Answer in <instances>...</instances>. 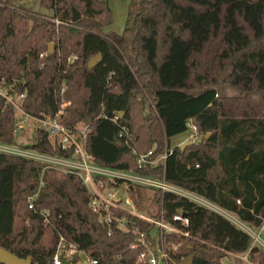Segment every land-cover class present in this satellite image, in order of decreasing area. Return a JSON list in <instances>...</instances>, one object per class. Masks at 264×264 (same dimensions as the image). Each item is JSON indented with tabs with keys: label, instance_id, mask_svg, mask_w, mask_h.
I'll use <instances>...</instances> for the list:
<instances>
[{
	"label": "trees",
	"instance_id": "16d2710c",
	"mask_svg": "<svg viewBox=\"0 0 264 264\" xmlns=\"http://www.w3.org/2000/svg\"><path fill=\"white\" fill-rule=\"evenodd\" d=\"M37 1L51 13L0 0V86L22 94L23 114L53 116L68 101L57 122L67 129L88 126L84 148L95 164L163 180L263 228L264 0H127L121 30L108 33L102 32L111 21L106 0ZM72 8L79 13L73 22ZM94 55L98 59L87 67ZM13 113L0 97L5 144L16 142ZM188 120L199 140L169 148V137L184 132ZM122 127L126 136L118 135ZM31 130L33 139L22 147L70 155L42 130ZM163 142L162 163L136 166L139 154L151 149L150 160ZM125 187L136 208L135 186ZM150 189L155 217L176 231L152 236L151 222L109 208L124 219L126 229H120L91 212L76 175L0 153V247L32 264H51L60 235L93 264H147V248L154 245L166 264L189 254V264H222L227 255L245 253L251 264H264L263 250L219 212ZM175 214L186 224L173 220ZM68 259L74 264L78 255Z\"/></svg>",
	"mask_w": 264,
	"mask_h": 264
},
{
	"label": "built area",
	"instance_id": "2783aa9c",
	"mask_svg": "<svg viewBox=\"0 0 264 264\" xmlns=\"http://www.w3.org/2000/svg\"><path fill=\"white\" fill-rule=\"evenodd\" d=\"M39 56H41V54H39ZM71 59L72 57H69L68 61H70ZM62 89L63 85L60 89V92H62ZM0 97H2L5 102L12 107L13 111H17L18 113L23 114V111L20 107L22 94L13 95L11 93H7L5 89L0 86ZM66 105H68V101H61L53 116L45 115L43 117L36 118L27 116L26 114L23 115L30 118V120L35 123V127L45 133L46 139L50 143H56L62 150L70 149L69 156L65 157L38 153L29 148H19L16 146V144H5L2 142H0V153L32 159L41 162L46 167H51L59 171L76 175L90 196L88 207L91 212L96 214L105 222H109V220L111 219L115 220L118 228L120 229H126L124 226V219L122 217L117 218L113 216L109 208L122 209L131 215L137 216L144 220H148L134 212L133 203L128 197L124 196L120 198L117 196L116 191L118 188H120L121 185L132 184L134 186L140 187L157 188L162 191H168L177 195L184 196L207 208L211 205L205 200L189 192L183 191L173 185L163 182V180L140 175L127 170H120L95 164L84 148L85 135L88 131V126L82 123H78L72 129H67L57 122L58 115L62 113V109ZM117 116L119 115L117 114ZM117 116H113L112 121H114ZM185 127V131L188 132L185 140L194 142L195 137L198 135L194 124L190 120H188L185 122ZM121 134L126 136L127 129L122 127L118 135L120 136ZM148 154L149 152H147V154H139L136 157L135 163L137 167H141L144 164L150 163L149 160L146 159ZM164 155L165 153H163L162 155L163 159ZM105 182H112L114 184H117V187L111 185L105 186L103 185ZM34 197L35 194L32 197L27 198V208L32 209V199ZM40 213L45 214L46 211ZM172 219H178L182 222V224H186V220L179 215H173ZM154 223L159 224L158 222ZM159 225L162 226L165 231H176L174 228L167 224ZM242 230L248 233L253 241L261 244L260 239L257 235L258 233H253L248 228L246 230ZM64 246H66L67 249L62 250ZM156 251L157 250L154 251L151 249H148L146 251L148 264H156L157 255H160L162 259L164 258V254L162 251ZM73 253H76L78 255V258L81 257L86 264L94 263V260L87 258L85 253L81 250H78L74 243L65 241L64 238L60 235L58 236L55 252L51 256L50 262L51 264H62V260H67L69 264L68 256ZM144 256L145 254L141 252L138 254L137 258L142 259ZM77 262L78 261L76 260L74 264H77Z\"/></svg>",
	"mask_w": 264,
	"mask_h": 264
},
{
	"label": "rangeland",
	"instance_id": "374dc122",
	"mask_svg": "<svg viewBox=\"0 0 264 264\" xmlns=\"http://www.w3.org/2000/svg\"><path fill=\"white\" fill-rule=\"evenodd\" d=\"M4 1V0H1ZM11 3H13L15 6L18 7H22L24 9H27L29 11L32 12H40V13H45V14H50V10L48 9H43L39 6V3L37 0H9ZM111 11H112V16H111V22L109 25L105 26V29H111L110 31H118V27H120L123 23V19L125 16V11H126V3L127 0H107ZM135 95L141 100L142 105L145 106L146 105V101L143 99L142 94L140 92H135ZM14 117L16 120V130H15V144L17 147L19 148H25L22 147L25 144H28V142L30 140L33 139V135H32V127L35 126V123L33 121L30 120V118L26 117L25 115L18 113L17 111H14ZM188 135L187 131L172 135L169 137L168 139V147H172V146H180V145H184L185 143H187L188 141L185 140V137ZM199 136L197 135L195 137V142L199 140ZM165 146H166V142H163V150L155 155L153 158H150L149 160V165H157L162 163V155L164 153L165 150ZM147 152H149V154L147 156H150L152 150H147L145 152V154H147ZM125 185H121L120 188L117 189L116 194L118 197H128L126 193V189H125ZM151 189L148 187H140V186H135L134 189V195L133 197H135V201H136V208L133 204L134 207V212L136 214L141 215L142 217L148 219L146 221H149L152 223L153 225V229L151 230L150 234L152 236H154V232L155 231H160L163 230L164 228H162V226H160L159 224H165V222H163L160 217H155L156 215V205H154V203L151 200ZM130 199V198H129ZM131 200V199H130ZM132 202V200H131ZM133 203V202H132ZM208 206V205H207ZM208 208L215 210L217 212H219L220 214H222L223 216H225L226 218H228L229 220L233 221L234 223H236L235 225L239 226L240 229H249L251 232L253 233H259L258 238L260 239V243H257L255 241H251V243L259 246L263 252H264V227H257V228H253V227H249L247 224H244L242 222L236 221V219L221 211L220 209L214 207V206H208ZM154 222H158L154 223ZM247 227V228H246ZM260 228V229H258ZM165 230V229H164ZM147 249H151V250H157V251H161L156 245L152 246V248H147ZM156 251V252H157ZM156 254V253H155ZM228 257V258H227ZM77 264H86L82 258H78L77 259ZM221 263L222 264H251L248 260L247 262H243L242 260H240L237 256H231V255H227L225 257H223L221 259ZM148 264V263H147ZM156 264H165V262L163 261L162 257L160 255L156 256ZM174 264V263H171Z\"/></svg>",
	"mask_w": 264,
	"mask_h": 264
},
{
	"label": "water",
	"instance_id": "95a60500",
	"mask_svg": "<svg viewBox=\"0 0 264 264\" xmlns=\"http://www.w3.org/2000/svg\"><path fill=\"white\" fill-rule=\"evenodd\" d=\"M79 18V13L71 9V21H76ZM51 43L47 44L46 51L50 52L51 50ZM98 59V55H94L93 57L89 58V60L86 63L87 67H90L93 65V63ZM121 113H118L120 115ZM180 145L179 147H181ZM191 262V255H187L185 258H183L179 264H189ZM0 263L1 264H32L30 257L25 258H19L15 256L14 254L10 253L9 251H6L0 247ZM62 264H68L67 260H62Z\"/></svg>",
	"mask_w": 264,
	"mask_h": 264
},
{
	"label": "crops",
	"instance_id": "0c3cea01",
	"mask_svg": "<svg viewBox=\"0 0 264 264\" xmlns=\"http://www.w3.org/2000/svg\"><path fill=\"white\" fill-rule=\"evenodd\" d=\"M107 1V0H106ZM108 3V2H107ZM127 4V3H126ZM109 5V4H108ZM111 13H112V11H111ZM125 13H126V11H125ZM111 16H112V14H111ZM125 17V16H124ZM123 21H124V19H123ZM111 22V21H110ZM110 24V23H109ZM122 25H123V23H122ZM122 25L120 26V27H118V31H120L121 30V28H122ZM111 29H105V28H103V30H102V32L103 33H108L109 31H110ZM139 99V98H138ZM221 210V209H220ZM221 211H223V210H221ZM223 212H225V211H223ZM226 213V212H225ZM258 229H260V228H258ZM257 233V232H256ZM259 234V233H258ZM253 244V243H252ZM240 260H242L243 262H247V253H245V254H243V255H241V256H237ZM228 258V257H227ZM166 264V263H165Z\"/></svg>",
	"mask_w": 264,
	"mask_h": 264
}]
</instances>
